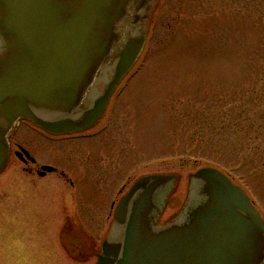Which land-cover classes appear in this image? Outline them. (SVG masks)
Masks as SVG:
<instances>
[{
    "label": "rangeland",
    "instance_id": "1",
    "mask_svg": "<svg viewBox=\"0 0 264 264\" xmlns=\"http://www.w3.org/2000/svg\"><path fill=\"white\" fill-rule=\"evenodd\" d=\"M120 86L110 106L113 120L100 135L60 143L75 154L78 142L94 148L86 152L88 167L76 156L71 164L82 171L77 180L90 197L74 206L88 210L75 223L65 214L42 215V238L36 234L26 243L42 252L43 261L35 258L34 264H95L119 198L142 175L177 176L161 223L186 200L190 174L216 165L264 217V0H156L141 55ZM20 180H8L7 195L25 196ZM5 181L1 176L0 197ZM70 224L73 236L63 231ZM67 239L96 252L84 262L73 260L64 249ZM11 252L0 245L2 264H18L8 260Z\"/></svg>",
    "mask_w": 264,
    "mask_h": 264
},
{
    "label": "water",
    "instance_id": "2",
    "mask_svg": "<svg viewBox=\"0 0 264 264\" xmlns=\"http://www.w3.org/2000/svg\"><path fill=\"white\" fill-rule=\"evenodd\" d=\"M156 0H0V173L19 120L52 134L93 127L138 60ZM140 176L120 199L96 264H264V220L220 169Z\"/></svg>",
    "mask_w": 264,
    "mask_h": 264
},
{
    "label": "flooded vegetation",
    "instance_id": "3",
    "mask_svg": "<svg viewBox=\"0 0 264 264\" xmlns=\"http://www.w3.org/2000/svg\"><path fill=\"white\" fill-rule=\"evenodd\" d=\"M114 95L115 93L110 98L105 114L99 122L83 132L57 135L49 133L27 120H20L16 124L9 138V159L0 174V177H6V184L2 185L4 187L3 195L0 197V245L5 250L11 248L12 256L9 255L7 257L8 260L13 258L11 261H18V264H34L35 258L40 259V262L43 261L42 252L40 250L39 254L37 245L32 251L26 247V243L29 244L30 236L38 234L42 238V215H48V217L53 218L57 214H65L64 220H71L75 223L77 218L88 210V208L81 209L74 206L76 199L86 198V201L85 199L83 200L84 206L90 200V197L89 192L85 193L82 190V186L79 185L81 180H77L83 175L82 171L80 173L77 171L78 165L75 171L71 164L73 157L76 156L80 166L88 167L89 163L85 162L86 160L89 161L86 152L94 148H90L89 142H78V152L75 154L71 149L66 150L60 143L73 142L75 140L89 141L100 135L113 120L114 109L111 111L110 106ZM108 112L109 117L107 116L106 122L103 123ZM21 127L24 130L18 132ZM16 137H19L17 141ZM85 144L90 145V147L84 146ZM81 162H85L86 166L85 164L81 165ZM68 167L70 170L67 169ZM18 177L21 178L19 182L24 188L25 196L10 197L9 194H6V189H10L8 180L12 181ZM131 177H129L125 186L132 180ZM119 192L120 194L123 192V187L119 189ZM66 203H69V205H66ZM114 205L115 201L111 203V208ZM68 206H71V211H67ZM76 208L77 210L74 211ZM57 209L60 211L58 212ZM177 214L178 211L167 220L174 218ZM73 225L70 224L69 227L64 225V234L73 236L75 232ZM81 231H83V233L81 232L82 234L90 237L88 230H85L84 227H81ZM64 244L66 246L64 249L69 256L72 255L73 260L77 259L84 262L90 257V253L94 254L96 252H89L87 248L79 249L70 239H67ZM38 245L41 247L42 241ZM34 250L35 255L33 257L32 252ZM1 257L3 258L4 254H0V264H2Z\"/></svg>",
    "mask_w": 264,
    "mask_h": 264
},
{
    "label": "trees",
    "instance_id": "4",
    "mask_svg": "<svg viewBox=\"0 0 264 264\" xmlns=\"http://www.w3.org/2000/svg\"><path fill=\"white\" fill-rule=\"evenodd\" d=\"M216 163H218V162H216ZM219 164V163H218ZM217 166V165H216Z\"/></svg>",
    "mask_w": 264,
    "mask_h": 264
}]
</instances>
